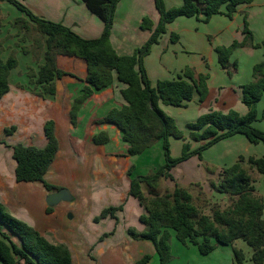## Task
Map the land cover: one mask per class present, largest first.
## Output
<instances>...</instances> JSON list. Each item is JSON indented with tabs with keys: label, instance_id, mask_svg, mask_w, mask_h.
<instances>
[{
	"label": "trees",
	"instance_id": "1",
	"mask_svg": "<svg viewBox=\"0 0 264 264\" xmlns=\"http://www.w3.org/2000/svg\"><path fill=\"white\" fill-rule=\"evenodd\" d=\"M0 1L13 4L25 14L27 18H18L13 25L18 34L24 33L22 41L28 37L34 38L33 48L43 51L44 62L38 66L37 72L31 70L28 74L35 95H55L56 80L69 75L58 67V56L76 57L86 62L87 76L82 94L73 102L70 112L72 124L77 125L82 105L95 90L110 86L117 77L126 86L121 90L126 104L121 108H113L96 124L115 125L122 132L123 141L128 144L127 154L130 156H140L156 143H162L165 159L162 166L135 177L132 176L135 167L128 171L131 179L128 195L144 208L139 220L145 229L138 231L129 228L128 234L132 238L151 241L160 264H170L172 261V232L184 246H196L201 255L212 253L218 245L232 247L235 257L233 264H245L247 261L244 252L235 245L238 240H242L253 250L251 264H264V200L256 193L254 186L256 176L264 175V157L240 155L232 166L219 172L217 180L209 178L211 191L227 196L225 204L213 202L204 185L199 182L185 187L177 184L173 188L166 186L167 180L175 179L172 173L174 168L193 156L202 158L203 151L222 140L243 135L252 144L264 145V131L254 126L259 119L258 103L264 96V61L254 65L253 80L241 87L242 101L248 113L244 116L234 110L228 113H205L187 124L189 140L161 106L184 108L195 95L199 102H203L209 92V74H196L187 68L177 79L159 80L153 86L145 66V58L151 53L152 47L167 32L168 25L179 17L199 19L202 16L205 23L215 15L232 18L240 6L250 4L253 0H184L181 6L171 8L166 6L164 0H154L160 15L158 24L154 26L152 20L145 17L140 27L150 31L151 36L132 55L125 56L116 52L110 40L116 9L121 0H82L104 22L102 36L89 40L63 24L37 17L19 0ZM244 24L242 41L235 40L228 47L215 49L218 62L225 70L230 67L237 70L236 62L232 66L230 64V58L236 50L259 47L253 42L246 17ZM178 39V35H171L172 42ZM17 65L15 54L4 62L0 50V100L10 90L9 76ZM14 131L15 127L6 129L5 135H11ZM45 135L48 142L42 149L24 144L9 146L2 136L0 144H5L13 151L18 183L40 182L52 192L60 189L45 180L58 151L52 121L46 123ZM171 139L183 141L179 157L171 155ZM94 141L97 144L106 143L108 136L101 132L94 137ZM191 141L203 144L192 150ZM206 170L210 175L218 171L215 166H207ZM52 209L48 207V213ZM120 210L122 207L106 208L95 218V222L115 217V213ZM151 258L147 254L136 264H148ZM21 261L26 264H73L66 245H54L34 227L10 214L0 202V262L20 264Z\"/></svg>",
	"mask_w": 264,
	"mask_h": 264
},
{
	"label": "crops",
	"instance_id": "2",
	"mask_svg": "<svg viewBox=\"0 0 264 264\" xmlns=\"http://www.w3.org/2000/svg\"><path fill=\"white\" fill-rule=\"evenodd\" d=\"M19 1L37 17L63 24L84 39L100 38L104 31V22L90 11L82 0ZM183 1L165 0V3L171 8L181 6ZM145 17H149L154 26L158 24L160 15L154 0L119 2L110 36L112 46L119 55H132L149 39L151 32L140 27ZM18 18L27 17L13 4L0 1L1 58L5 62L15 54L18 61L17 67L9 76L10 90L0 100V136L9 146L24 144L42 149L48 142L45 125L48 121H52L54 134L58 140V151L45 175V180L50 185L60 188L59 190L68 189L73 199L49 206L46 198L59 190L49 192L40 182L18 183L15 177L17 163L13 158V151L5 144H0V202L6 206L10 214L34 227L54 245H66L72 255L73 264H136L147 254L152 257L148 264H160L151 241L137 240L128 234L129 228L138 231L145 229V225L139 220L144 208L135 198L128 195L131 181L128 171L131 167H135L132 175L135 177L155 171L162 166L165 162L161 155L162 143H156L140 156H130L127 154L128 144L123 141L122 132L115 125L96 124V121L105 117L110 110L121 108L126 104L121 94V90L126 86L120 83L117 77L110 86L95 90L94 94L85 101L78 113L77 125L74 126L70 112L74 99L82 94L87 76L86 62L76 57L58 56V67L69 75L56 80L55 95H45V97L35 95L28 74L31 70L37 72L38 66L44 62L43 51H36L33 48L34 38L21 40L24 33L18 34V30L13 25ZM233 18L237 19V16L234 15ZM179 19L181 17L169 24L167 31L172 32ZM233 20L231 23L234 22ZM234 37L235 40L242 41L244 35L237 31ZM241 49H247L251 59L254 57L252 48ZM148 56L145 58V66L153 86H156L159 80H174L180 76L176 78L171 74V77H168L170 66L167 64L160 68L151 67ZM255 64L252 62L251 67L253 68ZM216 69L218 79L215 82L212 78L208 79L209 92L206 99L199 102L198 96L195 95L186 107L198 106L197 118L210 111L228 113L234 110L241 116L246 115L248 108L242 101L241 88L244 83L233 79L227 80V70L218 66ZM175 73L177 71L173 72ZM242 78L248 80L247 72ZM252 80L253 78L249 82ZM161 107L166 111L164 107L169 106ZM261 118L264 119V113L259 112V119ZM12 127H15V131L6 136L5 130ZM101 132L107 134L108 141L97 144L94 137ZM236 137L237 135L227 139ZM238 141L243 145L247 143L241 139ZM190 160L192 158L173 169L175 179L167 180L166 186L173 188L177 184L185 187L196 181L195 172L191 175L192 172L187 168L185 171L188 174L186 172L176 174L179 169L192 167L188 166ZM198 169L202 168L198 166ZM222 169H218L215 175H209V178L217 180ZM206 177L205 174L203 180ZM48 207L53 208L50 213L47 211ZM109 207H122V210L117 211L115 217H107L95 222V218ZM13 240L16 241L14 237ZM171 245L170 264H233L235 262L233 249L230 246L218 245L212 253L201 255L198 250L195 252L196 246H184L178 242L174 232H172ZM20 264L26 263L21 261Z\"/></svg>",
	"mask_w": 264,
	"mask_h": 264
},
{
	"label": "rangeland",
	"instance_id": "3",
	"mask_svg": "<svg viewBox=\"0 0 264 264\" xmlns=\"http://www.w3.org/2000/svg\"><path fill=\"white\" fill-rule=\"evenodd\" d=\"M235 16H237V19L233 17L231 19L224 15H215L208 23L202 21V16H200L199 19L181 17V19H179L180 21L175 23L174 30L172 31L173 34L178 35V41L173 43L171 41L172 32L167 31L166 34L161 37L159 44L152 47L151 53L148 56V61L152 65L151 67L160 68L162 65L167 64L170 66L168 67L166 65L170 72L167 74L168 77H171L172 74L176 78L189 68L196 74H209V78H212L213 82H215L218 79L216 66L220 69L222 68L218 63L215 49L216 47H228L231 45L232 42L235 41L234 36L237 31L243 34L245 27L244 19L246 17L248 28L253 35V42L259 45V47L252 49L248 48L254 52V57L252 59L249 57L250 54H248L247 49L236 50L230 58V64L232 66V64L236 62L237 70L230 67L226 72V78L227 80L233 79V81H242L244 84L249 83L253 78L251 63L255 62L257 64L264 61V0H253L250 5L241 6ZM231 20L234 22L231 23ZM174 71H177V73L173 74ZM246 72L248 80L242 78L243 74L246 75ZM164 108H166L167 111H165V113L176 121L178 128L182 130L185 137L188 138L189 130L187 124L197 120L198 106L191 105L188 108L169 106ZM258 110L261 114L264 113V96L261 102L258 103ZM261 119H259L254 126L264 131V119ZM238 138L245 140L247 143H244V145L241 144ZM171 142L172 157H179L181 155L183 141L173 139ZM200 145L199 142L191 141L192 150L198 149ZM161 155L162 159H164L162 149ZM240 155L262 158L264 157V145L251 144L243 135H237L235 139L222 140L203 151L202 158L197 155L193 156L189 164L187 163L188 166L192 167L179 169L176 174H178V172L185 174L186 168L192 172L191 175L195 172V182L204 185L210 199L213 202L225 204L227 202L226 195L211 191L208 183L210 174L207 173L206 167L210 166L214 168L215 166L217 169L230 167L237 161ZM198 166L202 169L199 170ZM203 169L205 172H203ZM205 174L207 177L203 180ZM254 186L256 193L264 200V175L258 174L256 176ZM236 244L246 255L247 261L245 264H251L250 258L253 254L252 248L242 240H238ZM194 248L196 249V247ZM197 250L198 249H196L195 252H197Z\"/></svg>",
	"mask_w": 264,
	"mask_h": 264
},
{
	"label": "water",
	"instance_id": "4",
	"mask_svg": "<svg viewBox=\"0 0 264 264\" xmlns=\"http://www.w3.org/2000/svg\"><path fill=\"white\" fill-rule=\"evenodd\" d=\"M72 199L73 198L70 195L69 190L64 188L49 194V196L46 198V202L49 206H55L62 201H71Z\"/></svg>",
	"mask_w": 264,
	"mask_h": 264
}]
</instances>
